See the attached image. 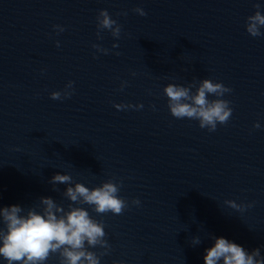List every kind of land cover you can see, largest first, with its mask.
Returning a JSON list of instances; mask_svg holds the SVG:
<instances>
[{
    "label": "water",
    "instance_id": "water-1",
    "mask_svg": "<svg viewBox=\"0 0 264 264\" xmlns=\"http://www.w3.org/2000/svg\"><path fill=\"white\" fill-rule=\"evenodd\" d=\"M257 3L264 15V0H0V207L67 210V187L112 182L121 214L84 206L110 245L89 249L101 264H203L213 236L264 255V35L245 29ZM102 10L118 40L97 36ZM205 79L231 89L214 132L172 117L164 95ZM57 173L72 185L49 183Z\"/></svg>",
    "mask_w": 264,
    "mask_h": 264
},
{
    "label": "clouds",
    "instance_id": "clouds-1",
    "mask_svg": "<svg viewBox=\"0 0 264 264\" xmlns=\"http://www.w3.org/2000/svg\"><path fill=\"white\" fill-rule=\"evenodd\" d=\"M254 7L256 11L247 17L245 29L255 38L264 35L261 31L264 29V15L261 14V4L257 3ZM133 11L141 17L146 15L140 7ZM96 24L98 37L100 31L109 30L115 39H119L121 27L110 18L106 10L99 12ZM54 30L59 33L63 32L64 28L54 26ZM56 47H60L59 42ZM92 47L99 50L98 45ZM67 87L73 89L72 82H69ZM123 88L121 87V90ZM226 92H231V89L208 79L200 82L195 93H192L190 88L175 84L164 88L172 117L197 120L199 127L206 128L209 132L216 131L217 124H225L232 115L229 102L219 99ZM72 94V91L63 94L52 92L50 99H69ZM209 96H215L217 99L209 100ZM113 107L118 111L133 107L139 110L143 105L115 104ZM253 127L259 129L261 125L256 123ZM49 183L72 185L73 181L70 175L57 173ZM119 190L120 187L112 182L92 189L76 183L67 187L63 193L70 202L67 210L51 197L39 199L40 210L30 208L25 211L19 205L0 207V264H47L52 256L58 258V264H101L100 256L89 249L99 246L108 250L104 253L107 255L110 245L105 240L104 225L93 219L88 208L84 206L91 208L97 215H119L129 206L126 200L119 197ZM140 203L139 199L131 201V205L136 207H139ZM231 207L238 208L234 202H231ZM211 241V246L204 249L203 264H264L260 247L249 252L224 237L213 236ZM200 243L199 238L192 241L193 245Z\"/></svg>",
    "mask_w": 264,
    "mask_h": 264
}]
</instances>
